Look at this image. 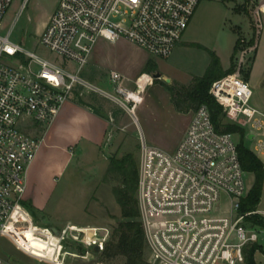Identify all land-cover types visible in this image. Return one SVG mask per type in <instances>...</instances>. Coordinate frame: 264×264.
<instances>
[{
    "label": "built area",
    "instance_id": "2783aa9c",
    "mask_svg": "<svg viewBox=\"0 0 264 264\" xmlns=\"http://www.w3.org/2000/svg\"><path fill=\"white\" fill-rule=\"evenodd\" d=\"M200 1L58 0L39 42L65 64L76 66L68 70L67 66L25 50L10 38L21 10L8 31L1 32L12 0H0V238H8L17 207L29 214L21 201L28 186L27 170L42 142L38 133L54 122L77 88L106 96L126 109L137 123L136 100L129 97L131 90L120 86L118 72L109 74L116 94L79 75L96 43L100 39H124L150 55L169 58ZM255 3L256 0H246L257 14ZM143 77L146 79L141 87ZM153 80L150 74H141L133 93H140ZM209 93L222 107L224 118L242 127L245 136L252 135L253 139L258 132L261 140L254 153L259 158L263 156L264 111L250 104L253 90L249 81L233 72L213 82ZM36 124L39 130H31ZM139 142L136 197L147 262L244 263L245 249L258 243L264 233V210L239 211L240 201L249 189L233 133L217 130L209 108L200 104L173 152L150 146L141 132ZM254 216L263 218L254 222ZM65 227L58 229V236ZM76 227L78 236L68 233L61 239V251L67 238L96 252L104 250L108 240L95 227ZM47 230L57 236L51 228Z\"/></svg>",
    "mask_w": 264,
    "mask_h": 264
},
{
    "label": "rangeland",
    "instance_id": "374dc122",
    "mask_svg": "<svg viewBox=\"0 0 264 264\" xmlns=\"http://www.w3.org/2000/svg\"><path fill=\"white\" fill-rule=\"evenodd\" d=\"M257 1L263 7L261 18H257L255 10L246 4V0H204L202 4L206 9L196 29L199 37L197 41L203 47L192 46L184 51L181 70L175 69L173 73L190 82L195 74H202L209 66L212 51L221 68L227 70L233 67L234 72L249 81L253 90L250 104L264 111V0ZM57 2L58 0H12L2 20L1 32L8 31L21 10L10 38L25 50L67 66L68 70H74L76 66L73 63L65 64L61 57L39 42L44 23L54 12ZM254 19L257 20L256 23ZM256 24L258 28L255 27ZM102 41L104 40L100 39L96 43L88 63L79 71V75L91 84L116 94L109 82L110 72L115 71L121 75L120 86L134 91L135 81L152 64L149 56L142 60L141 54L130 52L123 46L116 48L110 43H104L101 47ZM150 56L157 61L163 72L169 62L167 58ZM149 74L153 76L154 73ZM152 84L145 90V93L148 92L146 99L138 106L135 105L136 124L126 109L110 103L109 99H102L106 100L107 109L114 112L117 110L113 137L90 155L76 156L63 174L46 180L47 189L43 194H38L34 186L27 188L21 203H30L35 208L36 220L25 207L29 214L17 207L15 221L7 231L9 239L0 238V259L3 264H125V259L121 256L104 258L101 252L92 248L81 254L80 248L74 244L76 242L68 238L61 251V239L68 233L78 236V231L72 229L74 226L95 227L98 234L110 239L121 219L120 206L114 194L115 188L121 186V180L118 175L109 171L110 161L130 154L138 167L140 132L150 146L167 152L175 150L195 110L187 113L176 110L168 89V85L176 87V83L171 80L167 83L161 78L153 80ZM224 122L227 120L224 119ZM33 128L31 130L36 131L40 126L36 124ZM257 133L253 139L247 134L243 137L245 147L253 152H256L255 146L261 140ZM233 138L238 144L241 140L240 133H233ZM260 158L261 161L264 160V155H260ZM61 160V157L53 156L49 170L54 171ZM244 179L246 187L250 189L253 174L246 172ZM256 209L264 210V192ZM256 218L260 220L263 217ZM261 221L264 223V219ZM51 227L65 228L62 235L57 237L47 230ZM258 243L264 246V233L260 235ZM145 258L148 259L147 247ZM255 259L259 264H264V256L260 251L255 253Z\"/></svg>",
    "mask_w": 264,
    "mask_h": 264
},
{
    "label": "crops",
    "instance_id": "0c3cea01",
    "mask_svg": "<svg viewBox=\"0 0 264 264\" xmlns=\"http://www.w3.org/2000/svg\"><path fill=\"white\" fill-rule=\"evenodd\" d=\"M203 2L204 0H201L199 2L187 29L182 35L181 40L174 48L170 57L166 59L169 62L163 72H161L157 61L153 57L148 55L144 49L128 42L127 40L120 39L117 42L113 43L108 41L105 42L106 40H104L101 42L100 46L102 47L106 43H110V45L116 48H120V46H123L129 51L131 50L130 52L141 54L143 56L141 57L142 60L148 59L147 57L149 56V60L152 62V64H149L146 73H160L162 79L169 78L173 83H176L177 85H187L191 81L187 82V80H183V77L179 74L173 73V70H179L181 65H183V61L181 58L184 54V51L189 50L190 47L193 46V44L200 45V42L198 43L197 41L199 40V37L196 32V29L197 27H199L198 25L200 24L201 18L206 9V7L202 4ZM255 5V7L257 8V18H261L263 7L261 8V5L258 3L257 0ZM50 16L51 15L48 16V19L44 23V26L48 22ZM205 70L202 74H195V76L203 75ZM150 85L151 84H149L139 94L135 104L136 106L142 103L144 98L146 99L145 95L148 92L145 93V90H148ZM111 87L113 89L112 85ZM80 92H82L81 95ZM132 92L133 91H129V97H131ZM79 95L81 96V98H79ZM102 99L109 98L97 92L84 90L83 88H77L73 92L69 100L64 104L54 122L46 129L39 131L38 134L39 137L42 138V142L34 161L27 170V188L29 186H34L35 189L38 191V194H43L44 191L47 189L45 188L46 180L48 181L54 176H59L63 174L68 169L69 165H71L73 159L76 156L78 157L90 155L91 152L101 148L109 138L113 137V130L115 128L114 121L117 116V110H115L114 112L112 109H107V106L105 104L106 100H104V102L102 101ZM79 100H81L82 103H79ZM109 101L110 103L112 102L121 107L119 104L115 103L111 99H109ZM189 122L190 120L188 121L184 129L181 139L183 138L186 132ZM53 156H59L62 160L61 163L56 166V169L54 171H51L49 170L50 160ZM74 227L72 229H76L78 231V228ZM88 234H92V232L89 231ZM261 254L262 256H264L263 253Z\"/></svg>",
    "mask_w": 264,
    "mask_h": 264
},
{
    "label": "trees",
    "instance_id": "16d2710c",
    "mask_svg": "<svg viewBox=\"0 0 264 264\" xmlns=\"http://www.w3.org/2000/svg\"><path fill=\"white\" fill-rule=\"evenodd\" d=\"M193 46L203 47L199 44H193ZM210 54L211 63L203 75L194 76L188 85H176V87L168 85V89L176 110L187 113L190 110H195L200 104H205L209 108L211 119L217 130L229 133H240L241 140L237 145L240 163L245 172L253 174L254 179L248 193L240 201L239 211L241 213L254 211L262 197L264 164L252 150L245 147L243 143V137L245 136L244 129L237 124L228 121L224 122L225 118L222 113V107L209 93L213 82L234 72L233 67L227 70L221 68L215 53L210 51ZM79 103H82L81 100H79ZM109 171L118 175L121 180V186L114 190L117 203L121 210V219L114 228L104 250L101 252V256L104 258L121 256L125 259V264H149L145 258L146 244L143 229L139 221L137 206V163L132 159L130 154H126L121 158H112ZM22 205L35 218V208L27 202H23ZM252 220L257 222L256 216ZM74 244L80 248L81 254L88 250L82 244ZM257 251L264 254V246L259 243H253L247 246L245 249L244 264H259L254 258Z\"/></svg>",
    "mask_w": 264,
    "mask_h": 264
},
{
    "label": "water",
    "instance_id": "95a60500",
    "mask_svg": "<svg viewBox=\"0 0 264 264\" xmlns=\"http://www.w3.org/2000/svg\"><path fill=\"white\" fill-rule=\"evenodd\" d=\"M161 74L160 73H155L153 74V78L154 79H161ZM165 79V82L169 83L170 82V79L169 78H164ZM249 138H252V135H249ZM51 230L52 232L55 234V235H59V230L55 227H51Z\"/></svg>",
    "mask_w": 264,
    "mask_h": 264
},
{
    "label": "bare ground",
    "instance_id": "6f19581e",
    "mask_svg": "<svg viewBox=\"0 0 264 264\" xmlns=\"http://www.w3.org/2000/svg\"><path fill=\"white\" fill-rule=\"evenodd\" d=\"M146 78L145 77H143L141 80H140V86L141 87H143L144 86V80H145ZM140 93L142 92L141 90L139 91ZM140 93H133L132 92V94H131V97L130 98H134L136 101H137V99H138V96H139V94ZM8 229H9V227H8Z\"/></svg>",
    "mask_w": 264,
    "mask_h": 264
}]
</instances>
